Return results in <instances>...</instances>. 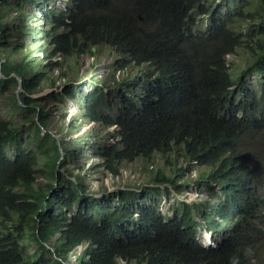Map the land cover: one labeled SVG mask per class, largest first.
I'll return each mask as SVG.
<instances>
[{
	"label": "trees",
	"instance_id": "16d2710c",
	"mask_svg": "<svg viewBox=\"0 0 264 264\" xmlns=\"http://www.w3.org/2000/svg\"><path fill=\"white\" fill-rule=\"evenodd\" d=\"M252 1L253 22L237 30L213 0H0V97L22 79L13 106L21 120L0 119V264H71L78 247L74 264H264V0ZM245 43L247 65L234 78L227 58ZM87 54L98 71L106 57L126 74L33 96L59 87L66 58ZM65 100L77 113L59 112L58 123L47 104ZM90 123L113 129L95 153L104 174L144 158L155 175L92 190L74 150L83 141L70 139ZM75 162L77 172L63 170ZM195 164L204 166L196 189L209 199L164 215L159 190L189 188L179 173Z\"/></svg>",
	"mask_w": 264,
	"mask_h": 264
},
{
	"label": "rangeland",
	"instance_id": "374dc122",
	"mask_svg": "<svg viewBox=\"0 0 264 264\" xmlns=\"http://www.w3.org/2000/svg\"><path fill=\"white\" fill-rule=\"evenodd\" d=\"M254 2L252 0H213L211 9L214 8L216 13L220 12L223 15L226 14L231 16L234 21V25H236L237 30H246L253 19L249 14V11H253L254 9ZM33 7H29L28 10H32ZM241 11H247L248 16L246 18L240 17L237 13ZM206 16H210L208 13L205 14H198L196 20L198 21L196 31L198 30H205L206 24L209 23L210 17L205 18ZM203 20V22H202ZM11 52V51H10ZM9 52V53H10ZM109 53V50L105 51V55ZM249 54V46L245 43L242 47L238 48L235 54L229 55L228 60L231 64V72L234 78L239 75L242 69L246 68L247 60ZM18 55H15L17 57ZM106 58V57H105ZM105 58H101L102 63H110L112 66H117L116 62H112V60L107 61ZM110 64L105 66L102 70L98 68H94L93 60L90 54L81 55L77 57H70L66 58L63 62L62 70L65 74L64 78L60 77L61 70L57 69L55 72V76L59 77V87L57 88H47L43 90L40 94L33 95L34 97L39 96H47L55 91H62L70 82L67 83L68 80L73 81H81L84 83L87 81L88 78H98V79H106L108 82L118 81L122 78L124 74H126L127 69L123 68L122 70H114L110 67ZM113 73H116L115 75ZM253 87L257 89V91H261L260 85V77L257 75H251L247 78ZM67 80V81H66ZM18 88H13L11 91L8 92L6 97H0V119H14V121H20V114H16L13 110L14 106V95H18L17 93ZM21 91H19L20 96ZM111 99V96H108ZM49 108L53 107L52 113L55 115L54 119L58 123H61V113L62 111L68 112V118L74 117L77 113V107L73 101L65 100L64 105L57 104L56 102H49ZM57 105L60 107V111L56 109ZM66 121V126L70 124L71 120ZM91 131L92 135L81 137L83 133L86 131ZM113 129H108L104 125L95 124H85L82 127L81 132L74 134L71 136L70 139H79L83 142H78V145L74 148L79 152H83V158L81 161V169H83V165H85V172L90 179V183L93 185L92 190L100 191L102 190V186H106L110 188L112 191L117 190L119 187H135L137 185H141L147 182L150 178L155 175L153 172L155 169L151 168L152 160L144 158L137 159L135 162L132 163H124L121 167L119 176H111L108 173L104 174L102 168H98V165L101 164L100 158H95V153L98 150L97 146L104 144V141H110L111 132ZM69 137V136H68ZM78 140V141H79ZM88 162L85 164V162ZM154 163L160 167H166V160L160 154L155 155ZM204 166L200 165H192L189 171L179 173V180L183 182H188V187L180 188L178 190H173L171 193H168L164 188L159 190V194L157 195L159 202H160V210L164 215H172L174 210L181 206L183 201L192 202L196 199H209L207 193H200L196 189V184L198 182L199 175L202 171ZM69 169L70 171L77 172L78 171V163H71L70 166L67 164L64 166L63 170L66 171ZM168 168H166L167 170ZM39 184L45 182L43 179L38 180ZM104 182V183H103ZM146 196V195H144ZM206 238H210V242L214 241L215 234H212L211 231H204L201 230L200 232V240L204 241ZM29 244V252H32L34 245L28 241ZM84 248L78 247L71 253L70 263L74 264L77 257L80 256L83 252ZM126 264V263H124ZM135 264V263H131Z\"/></svg>",
	"mask_w": 264,
	"mask_h": 264
},
{
	"label": "clouds",
	"instance_id": "9594fccd",
	"mask_svg": "<svg viewBox=\"0 0 264 264\" xmlns=\"http://www.w3.org/2000/svg\"><path fill=\"white\" fill-rule=\"evenodd\" d=\"M210 241H211L210 238H206V240L203 241V244L205 246H215L214 241L213 242H210Z\"/></svg>",
	"mask_w": 264,
	"mask_h": 264
},
{
	"label": "water",
	"instance_id": "95a60500",
	"mask_svg": "<svg viewBox=\"0 0 264 264\" xmlns=\"http://www.w3.org/2000/svg\"><path fill=\"white\" fill-rule=\"evenodd\" d=\"M18 80H19V86H18V90H17V94H18V99H20L19 98V91H22V79L21 78H18Z\"/></svg>",
	"mask_w": 264,
	"mask_h": 264
}]
</instances>
